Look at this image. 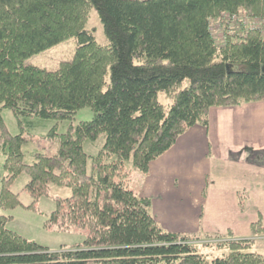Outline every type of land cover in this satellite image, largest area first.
<instances>
[{"label":"trees","instance_id":"trees-1","mask_svg":"<svg viewBox=\"0 0 264 264\" xmlns=\"http://www.w3.org/2000/svg\"><path fill=\"white\" fill-rule=\"evenodd\" d=\"M92 9L107 45L87 29ZM235 14L263 19L264 0H0V208L22 205L11 188L25 174L30 209L50 198L51 187L70 191L52 198L47 229L88 231L84 243L51 251L0 216V264H264L255 250L264 238L261 220L245 240L165 231L152 200L128 184L133 171L148 174L190 129L208 128L213 108L264 101V36L247 28L229 33L223 19ZM69 39L77 44L73 60L56 71L25 64ZM84 108L94 113L91 121L63 134L55 126L45 140L57 152L26 163L24 147L34 138L26 127L35 128V118L69 121ZM4 110L20 134L9 132ZM102 135V150L89 156L85 142Z\"/></svg>","mask_w":264,"mask_h":264},{"label":"crops","instance_id":"crops-1","mask_svg":"<svg viewBox=\"0 0 264 264\" xmlns=\"http://www.w3.org/2000/svg\"><path fill=\"white\" fill-rule=\"evenodd\" d=\"M129 183L165 231L250 239L264 225V101L213 108L208 128L190 129Z\"/></svg>","mask_w":264,"mask_h":264},{"label":"rangeland","instance_id":"rangeland-1","mask_svg":"<svg viewBox=\"0 0 264 264\" xmlns=\"http://www.w3.org/2000/svg\"><path fill=\"white\" fill-rule=\"evenodd\" d=\"M226 20L227 22H230L227 18ZM246 20H248V22L250 23L254 21L250 20L248 17L239 16L236 21H231V23L229 24L225 22L224 25L225 27H227V31L229 33H235L238 30H243L246 28L247 30H254L249 26L244 25ZM220 24V21H216V23L212 24L214 29V36L217 40H220L218 37L220 34H222ZM86 26L88 30L94 32L96 40L99 44H108L103 25L96 10L92 9L90 11L89 21ZM76 47L77 44L75 39H69L54 47L49 48L48 50L40 54L28 58L25 64L41 67L48 71H56L62 62H71L73 60ZM159 100L166 106H168L167 104L170 103V101L166 99L164 94H160ZM2 115L9 132L12 135L20 134L21 131L18 126V121L13 113L10 110H4ZM93 117L94 113L92 112V110L90 108H84L80 110L74 116V118L69 121L58 122L55 120H42L35 118L33 120L35 128L31 129L30 126L26 127V134H31L34 136V138H32L31 140V143L24 147L26 163L32 164L34 162V155L36 153H50L51 155H53L57 152L58 145H51L47 140H45V137H47L49 132L55 126H58V133L63 134L68 130L70 126L76 127L81 123L89 122L93 119ZM104 144L105 136L102 135L96 142H85L84 148L89 156H96L102 150ZM4 162L5 157L0 153V189L2 179L6 175V172L4 170ZM90 169L91 164L89 165V170ZM134 172L135 171H133V173ZM28 182L29 178L25 174H22L17 178L11 188V190L16 195H19V199L22 204L21 206L12 210H3L0 208V216L11 218L8 227L11 230L17 232L22 237L34 241L44 247H47L51 251H59L61 248H68L73 245L84 243L88 236L87 230L73 229L68 232H63L58 230H50L45 227L48 218L55 210V202L52 198H68L70 196V191L64 188L51 187V189L49 190L51 199L48 197H43L33 209H30L29 207L32 205L33 199L25 190ZM129 186L132 187L130 183ZM192 227L195 226L190 225L184 227L183 229H186L187 231H193ZM255 250L258 253L264 255V238H259L257 245L255 246ZM204 251L209 254L216 253V251H211V249H209L208 247L205 248Z\"/></svg>","mask_w":264,"mask_h":264},{"label":"built area","instance_id":"built-area-1","mask_svg":"<svg viewBox=\"0 0 264 264\" xmlns=\"http://www.w3.org/2000/svg\"><path fill=\"white\" fill-rule=\"evenodd\" d=\"M226 18L230 21V22H227ZM239 18L238 15H226L224 17V20L229 24L231 23V21H236L237 19ZM244 25H247L249 26L251 29H254V30H259L261 31V33L263 34L264 36V19H257V20H254L253 22H248V20L245 21Z\"/></svg>","mask_w":264,"mask_h":264}]
</instances>
